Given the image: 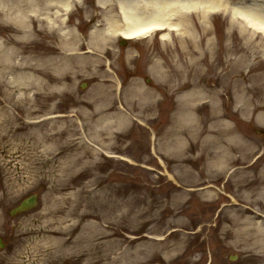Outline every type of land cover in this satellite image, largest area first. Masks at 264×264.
<instances>
[{
  "label": "rangeland",
  "instance_id": "rangeland-1",
  "mask_svg": "<svg viewBox=\"0 0 264 264\" xmlns=\"http://www.w3.org/2000/svg\"><path fill=\"white\" fill-rule=\"evenodd\" d=\"M98 1L74 0L61 30L42 21L35 39L21 41L23 62H47L52 49L66 57L27 100L13 88L21 102L14 107L0 92V264H264V188H244L241 177L264 172L261 37L252 42L230 14L214 15L213 67L197 97L208 96L193 105L200 127L223 120L208 135H180V124L192 129L194 119L180 111L188 99L178 93L190 80L172 70L184 71L180 37L165 47L159 34L123 47L119 37L93 41L112 11ZM10 36L0 34V43ZM22 111L20 124H2ZM212 161L227 166L217 181L206 177ZM233 171L240 174L230 179ZM33 195L34 210L10 217Z\"/></svg>",
  "mask_w": 264,
  "mask_h": 264
},
{
  "label": "bare ground",
  "instance_id": "bare-ground-1",
  "mask_svg": "<svg viewBox=\"0 0 264 264\" xmlns=\"http://www.w3.org/2000/svg\"><path fill=\"white\" fill-rule=\"evenodd\" d=\"M232 1L233 0H99L98 5L100 8L105 9V11L107 9L112 11L108 17H102L103 20H101L102 22L99 24L98 29L96 31L94 30L91 34L92 40L96 38L100 40L103 39L104 41L109 40L111 42L114 37L122 36L130 40L140 41L150 38L153 35L156 36L158 33H162L160 40L165 47L168 44H173L172 35H178L183 42V46L181 49H178L177 57L179 58V63L183 66L182 71H184L183 73H179L174 69L175 67L172 68V70L174 76L176 75L178 77L179 75L178 78L180 79L190 80V82L178 86V93H185V97L188 99L186 104L182 103L180 111L184 116L188 115L194 117L192 120V129L184 128V126L180 124V121L179 132L180 135H183V129H188L189 131L197 130L196 132L199 137H202L203 135H208L205 134L208 129L221 126L219 123L223 120L221 117H218L217 124L212 123L209 126L204 125V128H202L199 125V120L196 118L198 113H196L197 110L193 105L197 100L206 99L208 96L203 95L200 96V98L197 97L198 92H200L198 91V86L201 81L204 80V77L208 75L206 74L207 70L213 67L210 57L211 53L208 52L213 50L212 39L209 38L210 31L208 29L210 21L217 13L230 14L232 27L238 26L241 35L248 36L252 42L257 37H261V41L264 43V1L252 0V2H246L238 7H233ZM73 4L74 0L0 1L1 37L6 34L12 35V37L10 36L11 38L7 37L6 41H1L0 43V92L6 94V96L4 95L5 98L10 100L14 99L12 102L14 107L20 106L19 104H21V102L15 100L16 97L11 93L13 88L15 90L17 88L24 89L25 92L22 96H25L27 100L26 91L31 90L33 85L38 81L45 82L50 78L53 66L64 65L66 58L63 54L55 51L56 49H52V55L55 56V58L47 62L42 61L41 64H33L30 60L23 62V55L21 54L23 49L20 46L22 45L21 41H26L30 37L35 39L36 33L43 30V22L48 24L47 26L50 31L56 29L55 27L60 28L58 26L63 24V20L67 22L65 17L70 13ZM115 7L116 10H114ZM52 11H54V14H51ZM62 18L63 20H61ZM194 18H196V21L192 22ZM59 19L61 23L58 25L57 20L59 21ZM36 25H38L37 27L40 30H37ZM26 28L27 30L21 32L20 35L16 33L18 29L25 30ZM61 29L62 27L60 30ZM198 32L200 35L196 36ZM60 35H66L65 37H67V33L64 31H62ZM197 40H199L198 43ZM190 41L191 43H189ZM198 45L205 46L206 48L201 50ZM252 45L254 50L251 57L256 58V45ZM82 47L84 46L82 45ZM89 47L91 48L90 44ZM196 47H198L199 50ZM243 57L241 55L239 61L243 60ZM180 60H183V64ZM178 66L180 67V65ZM257 66L259 67L260 65ZM249 67L251 68L250 65ZM252 70L255 69L251 68V72ZM168 74H172V71H168ZM211 78H213V75L210 79ZM158 89H164V91H166L162 85H159ZM34 101L39 103L35 97L31 103H34ZM201 108L205 110L207 104H203ZM19 114V116H10L8 119L3 118L2 124L4 125L7 122H9V124L11 122L17 125L20 124L18 120L23 118L24 113L22 111ZM48 119L50 118L44 119L46 125ZM24 123L20 126V129L25 128ZM29 125L30 126H26V128L30 127L36 129V126L33 127L32 124ZM215 141L218 142V140ZM214 143V141L211 142V144ZM229 144L230 146L227 147L226 151L230 154L234 152V146L233 143ZM237 146L238 149H243L241 143H238ZM61 164L66 166L65 159H63ZM226 170L227 166L225 165H220L219 168L213 161L209 162V172L206 177L209 179L212 173L213 181H217L219 180V175L217 174L220 173L222 176V173ZM236 174L240 173L233 171L230 179ZM241 177L243 178L242 185L244 188L251 185L254 186V184H256L255 186H257V188H264V172H261L258 177L251 178L247 173L244 175L242 174ZM241 210H245V213H249L251 209L242 207ZM66 243L67 239H63L62 244L65 245Z\"/></svg>",
  "mask_w": 264,
  "mask_h": 264
},
{
  "label": "water",
  "instance_id": "water-1",
  "mask_svg": "<svg viewBox=\"0 0 264 264\" xmlns=\"http://www.w3.org/2000/svg\"><path fill=\"white\" fill-rule=\"evenodd\" d=\"M29 204H30V205L34 204V199H32V200H30V201L24 203L23 206H22V208L18 209V212L22 211V209H24V208H26L27 206H29Z\"/></svg>",
  "mask_w": 264,
  "mask_h": 264
}]
</instances>
